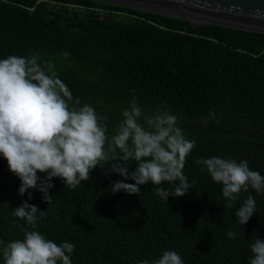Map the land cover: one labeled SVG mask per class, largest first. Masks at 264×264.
Returning a JSON list of instances; mask_svg holds the SVG:
<instances>
[{"label": "trees", "instance_id": "obj_1", "mask_svg": "<svg viewBox=\"0 0 264 264\" xmlns=\"http://www.w3.org/2000/svg\"><path fill=\"white\" fill-rule=\"evenodd\" d=\"M85 9H57L46 0H0V59L39 54L51 62L79 105L92 106L111 137L133 98L145 115L166 109L195 141L183 174L192 185L167 202L156 187L139 196L111 192L122 178L97 166L75 189L53 178L50 202L29 189L0 156V247L23 238L12 215L24 201L44 215L36 230L57 244L72 243V264H140L175 251L183 264H249V245L264 240V193L241 192L224 207L222 185L195 161L247 160L264 176V34L181 19L93 0H48ZM67 54V55H65ZM215 119L203 120L209 113ZM133 163L129 170H134ZM43 178L46 173H37ZM126 183H134L132 180ZM39 183V181H38ZM252 195L256 213L244 225L235 212ZM19 225V227H18ZM237 233L229 238L226 233ZM0 264L3 258L0 256Z\"/></svg>", "mask_w": 264, "mask_h": 264}, {"label": "clouds", "instance_id": "obj_2", "mask_svg": "<svg viewBox=\"0 0 264 264\" xmlns=\"http://www.w3.org/2000/svg\"><path fill=\"white\" fill-rule=\"evenodd\" d=\"M54 67L51 62H41L39 54L0 59V156L21 181L19 195L27 192L31 200L28 190L34 189L49 203L53 178L75 189L90 179L93 169H104L106 165L105 175L116 173L122 178L112 182V193L124 191L139 196L140 186L148 182L175 183L170 189L155 188L166 202L169 196L182 197L189 192L192 185L183 169L195 141L185 137L175 115L163 108L145 115L133 98L109 137L107 125L101 123L107 116H99L88 104L76 107L79 99L74 100ZM208 119H215V113L210 112L203 123ZM133 163L135 168L130 171ZM195 163L222 185L226 208L233 207L242 191L264 193V176L251 170L247 160L237 162L214 156L201 157ZM38 172L46 175L41 178ZM254 213L256 200L248 195L235 216L244 226ZM12 215L26 226L21 228L22 239L0 247L3 264H72V243L57 244L36 230L44 211L24 201L12 210ZM226 235L233 238L237 233L229 231ZM249 248V264H264V240L256 235ZM140 264H183V260L175 251L167 250L159 258Z\"/></svg>", "mask_w": 264, "mask_h": 264}, {"label": "water", "instance_id": "obj_3", "mask_svg": "<svg viewBox=\"0 0 264 264\" xmlns=\"http://www.w3.org/2000/svg\"><path fill=\"white\" fill-rule=\"evenodd\" d=\"M183 20L264 34V0H93Z\"/></svg>", "mask_w": 264, "mask_h": 264}, {"label": "built area", "instance_id": "obj_4", "mask_svg": "<svg viewBox=\"0 0 264 264\" xmlns=\"http://www.w3.org/2000/svg\"><path fill=\"white\" fill-rule=\"evenodd\" d=\"M46 2L51 3V4L54 5L57 9H60V8H66V9H68V10H70V11L85 9V8L82 7V6H78V5H75V4H63V3L51 2V1H48V0H46Z\"/></svg>", "mask_w": 264, "mask_h": 264}]
</instances>
